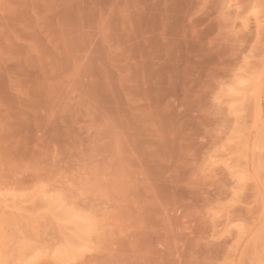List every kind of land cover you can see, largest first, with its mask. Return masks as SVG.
I'll use <instances>...</instances> for the list:
<instances>
[{"label": "rangeland", "instance_id": "374dc122", "mask_svg": "<svg viewBox=\"0 0 264 264\" xmlns=\"http://www.w3.org/2000/svg\"><path fill=\"white\" fill-rule=\"evenodd\" d=\"M0 264H264V0H0Z\"/></svg>", "mask_w": 264, "mask_h": 264}]
</instances>
